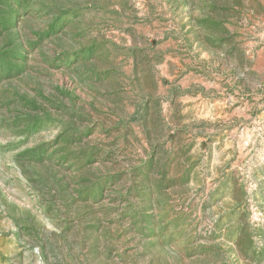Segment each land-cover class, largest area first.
I'll return each mask as SVG.
<instances>
[{
  "label": "rangeland",
  "instance_id": "rangeland-1",
  "mask_svg": "<svg viewBox=\"0 0 264 264\" xmlns=\"http://www.w3.org/2000/svg\"><path fill=\"white\" fill-rule=\"evenodd\" d=\"M0 264H264V0H0Z\"/></svg>",
  "mask_w": 264,
  "mask_h": 264
}]
</instances>
